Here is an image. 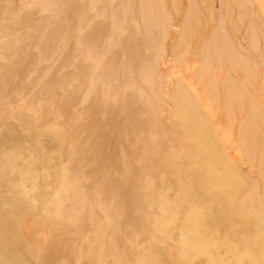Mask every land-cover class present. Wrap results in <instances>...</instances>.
<instances>
[{
	"label": "bare ground",
	"instance_id": "6f19581e",
	"mask_svg": "<svg viewBox=\"0 0 264 264\" xmlns=\"http://www.w3.org/2000/svg\"><path fill=\"white\" fill-rule=\"evenodd\" d=\"M42 1L48 3L45 11L31 19L27 16L30 20L23 28L13 29L12 37L6 38L7 43L0 48V107H8L23 94L34 100H52V90L64 82L60 81L66 70L64 64L72 67L75 63L74 59H57L53 68L43 76L47 69H43L44 64L61 48L60 41L67 36V39L72 38L71 31L83 23L81 16L84 17L86 7L82 3L90 0ZM93 1L102 4L92 7L95 20L84 22L88 28L82 33L81 40L91 54L103 53L93 86L84 98L85 114L79 126L82 132L89 133L93 130L99 133L102 129L108 139L107 143L100 144L94 160L85 161L80 155L59 159V168L68 178L67 188L60 197L65 200L73 197L72 204L61 214L67 216L65 213L69 212L74 215L80 209L78 204L100 202L103 218L100 230L107 233L109 243L116 241L119 234H125L123 239H129L148 227L152 233L160 235H172L174 231L180 233L176 240L183 250L195 256L201 254L211 263L264 264V234L258 232L248 215L234 206L244 180L230 166L221 163L214 149H209L212 132L189 97L179 95L174 119L180 126L181 135L195 139L196 151L203 155L197 164L201 168L199 174H192L191 169L178 165L172 156L163 152L160 157L155 155L159 160L154 161L153 152L157 153L160 147L157 144L141 148L144 157H132L130 148L113 157L118 151L113 147L125 140L135 125L134 134H138L139 121L143 119L135 116L132 107H127L126 112L117 105L110 114L108 103L102 98L104 85L115 86L114 97L118 99L130 88L124 85L126 80L135 83L150 78L141 76V72L150 73L151 55L163 48L161 40L168 34L176 36L172 38L174 42L171 41V52L187 51L190 55H200L225 66L232 73L228 77V86L232 88L242 87L238 82L239 73L245 75L252 69L259 70L253 80L260 83L259 88L264 91V22L259 10L251 0ZM181 1L185 5L179 8L176 4ZM3 5H9V2L0 0V9ZM2 18H5L3 13L0 14V26ZM173 30L176 33H172ZM105 37H109L108 44L104 42ZM16 40L20 41V47H17ZM33 42L37 47H31ZM8 43L14 44L8 48ZM66 46L62 55L77 57V50ZM22 69L25 71L21 72ZM31 69L42 72L30 83L31 76H24ZM68 77L69 83L73 84L74 76ZM227 96L239 102L246 96L251 98L243 90L233 89ZM250 112L253 113V125L259 129L256 134L260 132L264 143L263 111L254 105ZM107 113L110 115L105 116ZM36 114L44 116V111ZM117 121L122 127L112 134V123ZM98 122L102 124L98 125ZM16 136V129L0 131V219L3 222L8 216L23 211L27 204H34L31 197L41 193V176L37 175L35 164L37 158L32 153L27 158L22 157L21 149L27 148L28 138ZM139 138L136 136L135 142L139 143ZM40 142L44 147L42 138ZM109 144L112 149L107 148ZM86 145L85 142L83 147ZM48 158L45 159L46 166L56 164L51 155ZM144 161L154 162L153 169L161 166L158 178L146 174ZM198 175L203 177L202 180ZM198 187L204 192L198 191ZM81 197L94 198L84 201ZM144 197H154L151 203L157 219L151 226L141 222ZM0 264L16 263L0 252Z\"/></svg>",
	"mask_w": 264,
	"mask_h": 264
},
{
	"label": "rangeland",
	"instance_id": "374dc122",
	"mask_svg": "<svg viewBox=\"0 0 264 264\" xmlns=\"http://www.w3.org/2000/svg\"><path fill=\"white\" fill-rule=\"evenodd\" d=\"M7 1L9 5H3L0 9V14L5 15L0 26V48L7 43L6 38L12 37L13 29L23 28L26 21L36 17L42 10L45 11L48 6L42 0ZM251 1L259 10L263 23L264 0ZM100 4L102 3L93 0L82 3L86 7L84 17L81 16L83 23L71 31L72 38L67 39V36L60 41L61 48L44 64L43 69H47L43 76L53 68L57 59L75 61L72 67L64 64L66 70L60 80L64 82L61 87L52 90L50 98L53 99L34 100L28 94H23L8 107H0V131L16 129V137L28 138L27 148L21 149L22 157L27 158L32 153L37 158V175L39 173L41 176V193L37 194L38 197L36 194L31 197L34 204H27L23 211L8 216L4 222L0 219V252L16 264H221L208 262L201 254L195 256L183 250L176 240L180 235L176 231L172 235H160L152 233L146 227L139 230L133 238L123 239L125 234H119L116 241L109 243L107 233L100 230L103 219L100 202L94 205L88 202L78 204L80 209L75 213L76 217L69 212L65 213L67 216L61 214V211L72 204L73 197H66V200L65 197H60L67 188L68 178L59 168V159L66 160L70 156L77 158L80 155L85 161L94 160L100 144L107 143L108 139L102 129L99 133L94 130L89 133L82 132L79 126L85 114L84 98L93 86L103 53L91 54L81 36L88 28L84 22L95 20L92 7ZM184 5V1L176 4L179 8ZM31 13L32 16H29ZM172 33L176 31L173 30ZM109 37H105L104 42H109ZM173 37L176 36L168 34L165 39L163 37V48L151 55L150 73L141 72V76H150L149 79H141L135 83L126 80L124 85L130 88L118 99L114 97L115 86H103L102 98L107 101L110 114L117 105L126 112L129 109L127 107H132L131 110L136 112L135 116L143 119L139 121L141 128L138 134H134L135 125L125 140L113 147L118 150L113 157L123 154L126 148L131 149L132 157H144L141 148L157 144L160 146L159 151L155 153L152 150L154 161H158L159 154L162 155L163 152L172 156L178 165L191 169L192 174H199L201 168L197 164L203 155L196 151L195 139L181 135L180 126L174 119L180 101L179 95H187L212 132L209 149H214L221 163L230 166L244 180L239 189V197L234 200V206L248 215L258 232L264 234V143L261 141L260 132L256 134L253 113L251 115L250 112L256 105L264 115V91L259 88L261 84L253 80L259 70L252 69L245 75L238 72V82L242 87L232 88L228 86V77L232 73L222 64L200 55H190L191 53L183 50L171 52V41L175 40ZM16 42L17 47H20V41ZM14 43H8L7 47H12ZM65 43L69 45L68 48L77 50V57L62 55V49L67 47ZM31 47H37L36 42ZM34 69L24 76H31L30 83L42 72ZM68 76H74L73 84L69 83ZM231 89L243 90L251 98L246 96L240 102L232 101L227 96ZM105 94L109 96L105 97ZM43 111L44 116L36 114ZM112 126L111 132L115 134L122 124L117 121ZM261 129L264 131V124ZM84 135L88 137L85 138ZM136 136H140L139 143L135 142ZM41 138L44 147L40 142ZM85 142L87 145L83 147ZM107 148L112 149V144ZM50 155L57 162L49 167L46 166L45 159ZM103 155L104 152L102 157ZM143 163L147 167L146 174L158 178L161 166L153 169L154 162ZM151 169L153 170L150 172ZM198 177L200 180L203 178L200 175ZM197 189L204 192L201 187ZM81 198L87 201L86 198L94 197ZM153 199L154 197H144L141 204V222L149 226L157 219L151 203Z\"/></svg>",
	"mask_w": 264,
	"mask_h": 264
}]
</instances>
